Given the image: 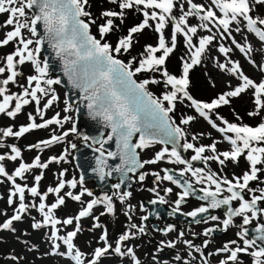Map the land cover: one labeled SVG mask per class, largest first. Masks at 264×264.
<instances>
[{"label": "snow or ice", "instance_id": "6c2138e0", "mask_svg": "<svg viewBox=\"0 0 264 264\" xmlns=\"http://www.w3.org/2000/svg\"><path fill=\"white\" fill-rule=\"evenodd\" d=\"M109 2L116 4L120 11L105 10L101 12V17L107 19L105 23L97 26L100 36V39H97L96 36L91 34V26L96 24V19L92 18L91 12L85 10L89 0H0V13H9L5 24L14 26L13 30L8 31L5 37L0 39V47L13 41H16L19 45L15 47L13 52L7 54L4 65L0 66V75L6 72L9 73L6 78L0 80V97H2L0 99V114H6L14 118L21 112L24 105H28L32 101H35L36 104V115L28 113L30 122L26 126L21 125L18 131H14L9 126L0 129V134H2V137L19 138L31 130L47 129L50 125L63 127V123L71 119L68 115L61 118L59 113L51 118H44L45 110L50 108L53 102L58 99L56 95H52L43 104V107H40L41 98L48 97L50 86L60 83L58 79L46 78L48 65L46 62L42 64L37 58L40 45L43 43V38L38 37L37 27L40 22H43L45 35L53 43L57 54L65 58L66 72L70 75V78H73L76 86L80 87L85 93L84 98L88 101L87 107L96 116L102 117L110 125L112 134L118 138L119 155L124 167L117 170L135 172L137 169L144 168L145 165L156 164L158 161L165 159L166 156L170 163L188 164L186 160L182 159L176 145L180 144L181 139L186 140V133L181 125H188L197 117L189 115L182 118L180 124H176L170 116V113H173L176 108V103H183L184 100L189 101L188 106L194 109L199 117L207 121L213 129L223 134V139L231 145L230 150L220 152L217 149L219 141L215 139L210 144L198 147L193 143L184 142L181 147L185 150L194 149L195 151V155L191 157L192 160L215 161L219 165L225 166L227 161H237L243 153H247L246 159L250 163V169L245 171L242 176L234 175L232 179L211 171L205 174V170L202 168L193 170L190 164L182 169V173L191 172L197 183L208 184V187L201 188L203 195L200 199L210 201L206 205L195 207L185 215L196 218L200 214L208 213L210 209L228 206L224 219L221 220L216 215H209L203 221L205 223L207 220L221 221L224 230H227L230 225H233L235 217L242 218V223L237 225L239 231L236 232L239 242L233 239L215 250V255L223 257L218 261V264H237L238 254L240 253L252 257V264H264V244L258 243V241L264 242V222L257 223L255 232L258 235L254 237L248 236L249 230L245 227L252 224L253 220H259L260 216L264 215V207L259 206L264 205V187L259 189L250 187V182L259 180L258 173L264 172V169L257 167L258 165H264V121L255 127L233 123L220 116L216 111L221 106L228 105L230 98L239 97L242 93L251 91L255 110L249 112V115H259L260 111L264 109V78L257 81L245 74L240 62L233 61L229 57V54L233 52V48L226 47L221 43L218 45L219 53L229 58L226 62H217L216 66L222 73L229 74L236 79L237 83L232 85L229 81L227 85L229 90L220 93L210 102L195 99L188 91L190 69L201 63V58L206 49L217 38L221 40L231 38L232 44L248 57L249 63L259 67L261 73H264V65H255V60L249 56L252 52L251 44L245 47L232 35L233 31L241 33L246 30L264 42V17L252 14L255 5H264V0H210L209 4L185 0L187 8H185V2L179 3L180 15L178 17L173 14V9L177 7V0H109ZM33 8H38V12L33 13L29 19L26 9L32 10ZM133 8L142 14V21L128 29L126 36L119 37L115 45L109 43L106 36L114 28L112 18L119 17L123 21L124 10ZM190 17L198 18L199 24H190ZM150 21L155 22L154 30L159 33L158 44L156 46L145 45L144 51L139 54V57L132 56L127 62L118 59L119 54L131 51L135 42L134 34L142 32L145 28L153 27L149 23ZM233 24L236 25L234 29L232 28ZM169 25H171V32L169 39L166 40L164 30ZM213 28L217 31L213 32ZM23 29H27L31 37L37 38L34 40L25 37ZM198 29L206 30L209 34L199 35ZM179 34H182L190 56L189 60L181 57L182 72L177 76L169 73L165 64L167 58L177 46V36ZM197 36L198 42L194 43V37ZM157 53L162 54L157 55ZM26 62H30L34 66L35 74L27 77V87L21 85L23 88L22 93L8 94L6 86L10 82H15L18 75H20L17 71V65H24ZM142 72H159L161 79L152 78L138 82L134 77ZM149 84H163L165 91L162 92L160 97H156L147 90ZM13 101H15V106L9 110V106ZM165 102H167V106ZM71 109L72 106L66 104L63 111L69 112ZM37 116L41 120L39 123L37 122ZM239 119L237 117V120ZM217 121H220V123L218 124ZM70 132L77 133L75 125L60 135L52 134L48 139H42L36 144L29 145V148L48 147L63 140ZM135 133H140V138L137 143H132V137ZM200 135H203V133ZM197 138V135L192 136L193 140ZM111 139L112 136H108V140ZM157 142L164 145L172 144L173 147L169 150L165 146L156 152L152 159L141 161L136 150L149 148ZM100 143L102 148L103 142ZM3 146V141L0 139V147ZM71 147L75 148L76 145L72 144ZM64 152L67 153V149ZM205 152H209L211 155H203ZM11 153V155L0 154V162L6 158L16 161L18 157H21V150L15 145L11 146ZM103 155L104 153L101 151V156L98 157L101 172L106 164V161L102 159ZM107 155L115 156L117 153L108 152ZM64 159V155L51 156L46 162H42L40 156H36L31 163L21 162L15 168L13 174H9L4 164L0 163V175L14 184V191L11 195L15 196L18 193L20 200L17 214L0 224V228L10 229L13 221L21 219L20 213L28 208V205L24 203L25 191L27 190L33 197H39L38 207L43 214L42 223H34L33 227L40 228L44 225H50L52 240L62 241L67 246L66 252L60 253L58 252L60 244L54 243L51 254L70 257L75 264H98L100 258L112 250L121 257H130L132 264H141L133 247H127L126 250L122 251L124 242L136 236V232L132 231L133 229H137L139 233L145 232L144 227L136 224L128 226V231L117 238L114 248L108 242V233L105 229L100 237L104 242V246L95 248L91 258L86 259L84 252L75 249L73 238L81 230L80 219L89 216L93 207L97 204H105L107 212L112 213V197L105 195L102 199L94 198L88 201L87 206L79 211L75 217H68L61 221L53 216V210L64 205L65 196L78 202H82L85 193L92 196L88 189L85 188L78 194L68 191L61 195V190L65 189L66 184L63 179H59L55 187H49L46 192L41 194L38 185L43 178V172L35 175V186L29 187L27 184L21 186L15 183L16 177L23 178L29 170L47 169L51 163ZM163 171L165 173L163 176L158 172H153L152 175L156 177L157 181H170L183 189L177 193L178 198L174 202L176 205L174 211H179L182 202L192 192V184L187 181L181 184L179 180L174 179L173 175L169 174L168 169ZM147 174L141 172L139 179L143 181ZM63 175L64 173L61 172L60 176ZM79 183H83L82 178ZM67 184L75 189L78 182L76 179H72L67 181ZM212 186H214V189ZM113 187L119 189L120 184L113 185ZM150 191H156V189L153 188ZM164 191L171 193L173 189L169 187ZM224 192L228 194L221 197ZM49 193H55L57 196L56 201L50 206L44 202ZM157 195L160 202H166L163 196H159L158 193ZM129 196H131V193L125 192L120 196V199L123 201L125 197ZM246 196H250V198H246ZM236 201L239 202L238 206L233 205V202ZM155 202V200L152 201V203ZM8 203H12L11 197ZM32 207H36V205L34 204ZM98 219L97 217L96 220L98 221ZM146 219V216L142 217V220ZM129 220H131V217H129ZM74 221L76 222L74 230L68 231L65 236L58 235L59 228H57V225H73ZM194 222L200 223L202 221L194 220ZM94 227H100L99 223H96ZM215 230L214 228H205L203 235L209 236ZM160 231L167 235L173 231V226L168 225L166 229ZM193 235H196V233H193ZM179 243L185 246L186 256L176 252L172 257L175 264H193L196 260V256L193 255L194 252L199 254L202 264H209L204 249L208 247L210 241L205 239L202 246L196 245L192 239L186 238L183 231L178 233L175 240H161L157 251L163 252L165 248L176 249ZM241 243L243 246H241ZM207 255H213V253ZM188 257H191V259H188ZM153 260L156 264H161L155 255H153ZM163 264H169V262L163 261Z\"/></svg>", "mask_w": 264, "mask_h": 264}, {"label": "rangeland", "instance_id": "374dc122", "mask_svg": "<svg viewBox=\"0 0 264 264\" xmlns=\"http://www.w3.org/2000/svg\"><path fill=\"white\" fill-rule=\"evenodd\" d=\"M181 2H185V0H177V7L173 9V14H175L177 17L180 15L179 3ZM194 2L209 4L210 0H194ZM185 8H187L186 2ZM85 10L91 12L92 18L96 19V24L91 26V34L96 36L97 39H100L97 26L105 23L107 19L105 17H101V12L105 10L120 11L118 6L116 4L110 3L109 0H89L88 5L85 6ZM26 14L29 19L33 15V13L27 9ZM252 14L254 16L259 15L264 17V5H255ZM8 17L9 13H0V39H3L8 31L13 30V25L5 24V21L8 19ZM112 19L114 22V28L112 32L106 36V40L109 43L115 45L119 37L126 36L128 29L142 21L143 16L140 12H137L135 8H133L131 10H124L123 21H121L119 17H113ZM149 23L152 24L153 27L145 28L142 32L134 34L135 42L131 51L129 53L119 54L117 56L118 59L127 62L132 56L139 57V54L144 51L145 45L156 46L158 44L159 33L154 30L155 22L150 21ZM189 23L197 25L199 24V20L198 18L190 17ZM235 27L236 25L233 24L232 28L234 29ZM22 31L25 37L32 38L34 40L37 38L31 37L27 29H23ZM216 31L217 29L213 28V32ZM170 32L171 25L167 26L164 30L166 40L169 39ZM198 33L199 35L209 34L203 29H198ZM232 35L245 47L248 44H251L252 52L249 54V56L251 59L255 60V65H264V42L260 41L258 37L252 33H248L246 30H243L241 33H236L233 31ZM197 42L198 36L194 37V43ZM221 43H223L226 47L233 48V52L229 54V57L233 61L240 62L245 74L257 81L264 78V73H261L260 68L254 66L252 63H249L248 57L235 48L231 42V38L225 40L217 38V40L213 41V44L208 49H206L201 58V63L193 66V68H191L189 71L190 83L188 91L195 99L210 102L220 93L229 90L227 87L229 81L232 85L237 83L236 79L232 78L229 74L222 73L216 66L217 62L223 63L229 58L219 53L218 45ZM17 46H19L17 42L13 41L8 45L0 47V66L4 65L7 54L13 52ZM160 54L162 53H157V55ZM189 56L190 53L184 43L183 36L182 34H179L177 36V46L166 60L165 66L167 67L169 73L179 76L182 72L181 57H183L185 60H189ZM37 58L42 64L44 63L41 52L37 54ZM17 71L20 73V75H18L16 81L10 82L9 85L6 86L8 89V94L22 93L23 88L21 85L27 87V77L29 75L35 74L34 66L30 62H26L24 65H17ZM8 74L9 73L6 72L5 74L0 75V80L6 78ZM137 75L139 78L137 77L136 79L139 82L152 78L161 79L159 72H142L138 73ZM46 78L54 79L55 76L48 70ZM147 90L153 93V95L156 97H160L162 92L165 91L163 84H149L147 86ZM52 95H56L58 99L53 102L50 108L45 110L44 118H51L56 113H59L61 118L65 115H68L71 117V119L67 122H64L63 127L60 125H50L47 129L31 130L19 138L2 137V134H0V139H2L4 144L3 147H0V154L11 155L12 145H15L21 150V157H18L16 161L6 158L0 163L4 164L5 169L9 172V174H13L15 168L18 167L21 162L31 163L36 156H40L41 161L46 162L51 156L64 155V160L51 163L47 169H32L26 172L23 178L16 177L15 183H18L21 186L25 184H27L29 187L35 186V175L43 172V178L38 185V190L41 194L46 192L49 187H55L59 179H63L66 184L65 189L61 190V195H64V193L68 191L72 192L73 194H78L85 188L90 191L92 188L90 182H83L82 184L79 183V173L72 159L74 148H72L71 145H76L80 140H82V137L78 136V127L75 126L77 133L70 132L63 140L48 147L42 146L41 148H29V145L36 144L42 139H48L52 134L60 135L62 132L73 127L74 125V106H72V109L69 112L63 111L66 104L69 103L65 99L63 88L58 84L50 86L49 95L48 97L41 98L40 107L42 108L43 104ZM0 99H2V97H0ZM189 103L190 102L187 100H184L183 103H176L174 112L170 113V116H172V119L175 121V123L180 124V120L186 116H196L197 118L190 124L181 125V127H183L187 132L189 138L192 139L193 135H197L198 138L196 140L203 142L204 145L210 144L212 140L215 139L219 141L217 144L218 151L222 152L225 150H230L231 145L229 142L223 139V134L213 129L207 123V121L199 117L194 109L188 106ZM165 104L167 106V102H165ZM14 106L15 101L10 104L9 110L14 108ZM254 110L255 104L253 102L252 92L248 91L246 93H242L239 97L230 98V103L228 105H223L216 111L220 116H223L230 122L247 124L249 126L255 127L264 121V109L260 111L259 115L250 116L249 112ZM28 113L36 115L35 101H32L28 105H24L21 112L14 118L9 117L6 114H0V129L11 126L14 131H18L21 125L26 126L30 122L28 119ZM237 117L240 119L237 120ZM213 118L215 119V117ZM37 122H41L38 116ZM217 123L219 124L220 121H217ZM201 133H203V135H200ZM65 149H67V153L64 152ZM246 155L247 153L245 152L237 159V161L229 160L227 162L230 167L236 168L238 171L239 167L244 172L248 171L250 169V163L247 161ZM257 167L264 169V165H258ZM61 172L64 173L63 176H60ZM258 176L259 180L264 182V172L258 173ZM72 179H76L78 182L77 188L75 189L71 188L67 184V181ZM13 191L14 184L6 177L0 175V224H3L6 220L17 214V209L19 208L20 204L19 194L17 193L15 196H12L11 194ZM90 192L92 193V196H88L85 193V195L82 197V202L74 201L70 197L65 196L64 205L54 209L53 216L61 221L68 217H75L79 211L87 206V202L94 198L96 193H94V191ZM10 197L12 199L11 204L8 203ZM56 199L57 196L55 193H49L47 199L44 202L50 206L56 201ZM119 201L118 207L120 208L121 205L124 206L120 208L123 210V215L128 205H130L129 210L132 211L133 204L135 205L136 203V201L132 200V196H130L129 199L126 197L123 201ZM24 203L28 205V208L26 211L20 213L21 219L18 221H13L10 229L0 228V264H75V262L72 261L70 257L59 254H51L53 252L52 246L54 243L60 244L58 249V252L60 253L66 252L67 246L64 245L62 241L52 240V228L50 225H44L40 228L33 227L34 223H42L43 221V214L39 211L38 207L40 203L39 197H33L31 193L26 190ZM34 204L36 207H32ZM103 210L104 207L102 204H97L93 207L89 216L82 217L79 221L81 230L78 232L77 236L73 238L75 249H79L80 251L84 252L86 259L91 258L95 248L104 246V242L100 239L101 235L104 233L105 225L107 229V224H105L101 217L103 215ZM128 214L131 216V220H129V218L127 220L123 219L120 220L121 222L119 221V224L115 227L108 226L110 234L109 237L111 239L113 248L115 247L117 234H123L124 232L128 231V226L130 224H136L140 226V217L143 214L137 218H134L131 212ZM97 217L99 218L98 221L96 220ZM125 222H127V224ZM75 223L76 222L74 221L73 225H57V228H59L58 235L65 236L68 231L74 230ZM96 223H99L100 227H94ZM132 231L136 232L137 229H133ZM147 237L148 234L144 236L142 234H136L134 238L124 242L122 245V251L126 250L127 247L133 246L137 257L141 261V264H156V262L153 260V255L156 256L157 260L160 261L161 264H163V261H168L169 264H175L172 257L176 252H179L182 256H186L184 249L180 247V245L176 249L165 248L163 252H158L157 247L159 243L153 244L152 248L151 246H148ZM158 238L160 241L163 240L161 237ZM224 243H226L225 240H219L216 246H212L207 250L204 249L209 264H218V261L223 258L222 256H218L217 259H213L212 257L214 254L212 257L208 256L207 254L213 253L217 248L222 247ZM13 257H15V259H13ZM196 258L197 260H195L193 264H202L199 254L196 255ZM188 259H191V257H188ZM98 264H132V262L130 257H121L114 251L110 250L108 254L100 258ZM237 264H252V257L248 259L245 258L244 260H239L238 258Z\"/></svg>", "mask_w": 264, "mask_h": 264}, {"label": "flooded vegetation", "instance_id": "af4514ba", "mask_svg": "<svg viewBox=\"0 0 264 264\" xmlns=\"http://www.w3.org/2000/svg\"><path fill=\"white\" fill-rule=\"evenodd\" d=\"M78 130H79L78 136H81L83 140V132L81 131V128H79ZM185 133H186V140L181 139L180 145H182L184 142L193 143L196 147L200 145H204V143L199 140L190 139L186 131ZM82 140H80L79 142H81ZM133 143H136V138H133ZM165 146H167L169 150H171L172 148L169 145H164L157 142V143H153L149 148L137 149L136 151L139 153L140 160L143 161L146 159H152L155 156V153L160 151ZM95 148L99 149L100 145H96ZM103 152L105 154L108 153L105 150ZM180 154L182 159L186 160L188 164L170 163L168 157L166 156L165 159L158 161L156 164H148L145 165L144 168L142 169H137L135 172H129L128 176L132 180V183L128 188H125L123 184H121L119 189L114 188L113 185L119 184L120 178L116 174H114L115 177L110 176L108 174V169H105V173H104L107 179L106 186H108L106 187L105 190H101L99 187L95 186L94 182L88 181L92 185L90 191H94V193H96L94 195V198L102 199L105 195L112 197V203H113L112 213H108L106 210V205L102 204L104 210H103V215L101 217L105 222V224H107V229H106V225H105V229L107 230L108 238H110L109 227L117 226L120 220L123 219L127 220L129 217H131L128 214L129 212H131L134 218L140 217V215L143 214L140 217V226L144 227L145 232L139 233L137 230L136 234L137 235L142 234L143 236L148 234L147 237L148 246H151L152 248H153V244L160 242L158 237L163 238L164 241L175 240L178 233L181 231H183L186 234V238L192 239L194 244L196 245L202 246L203 241L205 239L209 240L210 243L205 250L209 249L212 246H216L219 240H225L226 242H228L230 240L236 239L239 242V238L236 236V232L239 231L237 225H240L242 223V218L235 217L233 225H230L227 230H224V226L221 223V221L207 220L206 223L203 222L205 218L209 215H216L219 216L221 220L224 219L228 206H221V208L219 209H210L208 213L200 214L196 218L185 215V213L192 211L195 207L206 205L210 201H204L200 199V197L203 195L201 188L208 187V184L197 183L196 178L191 175V172L182 173V169L188 167V165L190 164L193 170L202 168L205 170V174H207L208 171H211L218 173L220 176H226L228 179H232L234 175L242 176L244 171H242L240 167L238 168L239 171L236 168L230 167L228 162H226L225 166H221L219 165L218 162L215 161H204L202 159L192 160L191 157L195 155L194 149L185 150L182 147L180 150ZM203 155L207 156V155H211V153L205 152ZM164 169H168L169 174L173 175L174 179L179 180L181 184H184L185 181L192 184V192L188 197L185 198V201L182 202L179 211H174V209L176 208L174 202L178 198L177 193L181 192L183 189L178 185L173 184L170 181H157L156 177L152 175L153 172H158L161 176H163L165 174L163 171ZM141 172L148 173L143 181L139 179V175ZM169 187L173 189V192L166 193L164 189ZM250 187L259 189L261 187H264V182L261 180L252 181L250 182ZM153 188H155L156 191H150V189ZM212 188L214 189V186H212ZM125 192H130L132 196V200L136 201V203L135 205L133 204L132 211L129 210L130 205H128L123 215L122 214L123 210L120 209L122 208L123 205H121V207L119 208L118 201L121 200L120 196ZM157 193L159 194V196H163L166 202L164 203L160 202ZM227 194H228L227 192H224L221 194V197ZM127 198L129 199L130 196ZM246 198H250V196H246ZM154 200L156 201L155 203H153L152 205H147L148 202H152ZM238 203H239L238 201L233 202V205L238 206ZM259 206L264 207V205H259ZM145 216L147 217V219L142 220V217ZM194 220H200L202 222L195 223ZM258 222H264V215H261L259 220H253L252 224L245 226L250 231V233H248L249 237H251L250 234L253 231H255V227ZM125 223L127 224V222ZM168 225L173 226V231L169 232L167 235H164L163 232H161L160 230L166 229ZM205 228H214L216 230L213 233H211L209 236H204L203 230ZM193 233H196V235H193ZM120 235L121 234H117L116 238H118ZM179 245L184 249L186 254L185 246L182 243H179L177 247H179ZM241 246H243L242 243ZM214 253L215 251L213 252V254ZM193 255L196 256L197 253L194 252ZM208 256L212 257V255H208ZM212 258L217 259L218 256H215L214 254ZM238 258L239 260H244L245 258L248 259L251 257L247 254L240 253L238 254Z\"/></svg>", "mask_w": 264, "mask_h": 264}, {"label": "water", "instance_id": "95a60500", "mask_svg": "<svg viewBox=\"0 0 264 264\" xmlns=\"http://www.w3.org/2000/svg\"><path fill=\"white\" fill-rule=\"evenodd\" d=\"M32 13L38 12V8L30 10ZM38 37L43 38V43L40 45V52L43 56L44 62L48 65V70L55 76L54 79H58L64 90V96L66 101L74 106V125L79 127L83 131L84 141L80 142L74 148L73 160L80 173L83 182L92 181L95 186L101 190H105L107 179L104 175L105 169H108V174L115 177L114 174L120 178V186L123 184L125 188H128L132 180L129 178V172L123 170H117L123 168L120 153V147L118 146V138L112 134V129L102 117L96 116L88 107V101L84 98L85 93L80 87L76 86L73 78L65 70V58L57 54L56 48L53 43L49 41L45 35V28L43 22H40L37 27ZM135 79V77H134ZM112 136L111 140H108V136ZM87 138V139H85ZM136 138V143L139 141L140 133H135L132 137ZM103 147L101 148V143ZM96 145H100L99 151L95 148ZM173 147L172 144H168ZM177 150L180 152L181 145H176ZM117 153L115 156H108L103 151ZM101 151L104 153L102 159L106 161L101 172V166L98 162V157L101 156ZM184 157V156H183ZM152 202H148L147 205H152ZM250 233V231H248ZM258 233L253 231L250 236H257ZM263 244V242L258 241Z\"/></svg>", "mask_w": 264, "mask_h": 264}, {"label": "trees", "instance_id": "16d2710c", "mask_svg": "<svg viewBox=\"0 0 264 264\" xmlns=\"http://www.w3.org/2000/svg\"><path fill=\"white\" fill-rule=\"evenodd\" d=\"M136 78L138 77L139 78V76L136 74V76H135Z\"/></svg>", "mask_w": 264, "mask_h": 264}]
</instances>
